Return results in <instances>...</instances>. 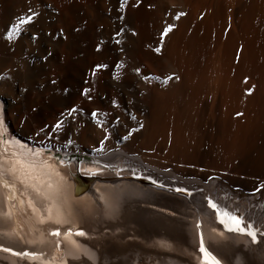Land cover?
<instances>
[{"label": "bare ground", "instance_id": "6f19581e", "mask_svg": "<svg viewBox=\"0 0 264 264\" xmlns=\"http://www.w3.org/2000/svg\"><path fill=\"white\" fill-rule=\"evenodd\" d=\"M43 147L260 198L264 0H0V243L36 252L0 264H207L201 242L264 264L203 192L78 178Z\"/></svg>", "mask_w": 264, "mask_h": 264}, {"label": "snow or ice", "instance_id": "6c2138e0", "mask_svg": "<svg viewBox=\"0 0 264 264\" xmlns=\"http://www.w3.org/2000/svg\"><path fill=\"white\" fill-rule=\"evenodd\" d=\"M28 19L30 20L31 17H28ZM22 23L24 21H21ZM180 191H183L182 189ZM209 206L213 209H216L217 206L215 204H213L211 201H209ZM217 218L219 220V222L221 224H224V226L226 227V229L228 231H239L241 233L246 232L248 236H250L252 238V242L255 243L256 242V232L252 229V225L249 224L247 226V229L245 228H241L240 224H241V219L235 215H232L229 212H219L217 214ZM53 234H57L58 233H53ZM77 235H84L83 232H77ZM261 235H264V233H261ZM4 251H10V249H3ZM200 251L201 253H203L205 260L207 261V264H220V262L218 260H216V258L214 256L211 255V253H209L203 246V242H201L200 245ZM13 255H28V253H12Z\"/></svg>", "mask_w": 264, "mask_h": 264}, {"label": "water", "instance_id": "95a60500", "mask_svg": "<svg viewBox=\"0 0 264 264\" xmlns=\"http://www.w3.org/2000/svg\"><path fill=\"white\" fill-rule=\"evenodd\" d=\"M15 135H16L17 137H19V138L24 139L25 141H28V138H26V137L23 136V135H20V134H17V133H15Z\"/></svg>", "mask_w": 264, "mask_h": 264}, {"label": "rangeland", "instance_id": "374dc122", "mask_svg": "<svg viewBox=\"0 0 264 264\" xmlns=\"http://www.w3.org/2000/svg\"><path fill=\"white\" fill-rule=\"evenodd\" d=\"M52 150H54V149H52ZM59 151V150H58ZM85 155H89V154H85ZM85 181V180H84ZM86 182V181H85ZM204 199V198H203Z\"/></svg>", "mask_w": 264, "mask_h": 264}]
</instances>
